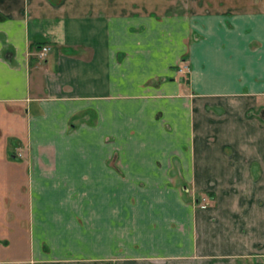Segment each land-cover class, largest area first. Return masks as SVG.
<instances>
[{"label":"crops","instance_id":"crops-1","mask_svg":"<svg viewBox=\"0 0 264 264\" xmlns=\"http://www.w3.org/2000/svg\"><path fill=\"white\" fill-rule=\"evenodd\" d=\"M243 258L264 264V0H0V264Z\"/></svg>","mask_w":264,"mask_h":264},{"label":"rangeland","instance_id":"rangeland-1","mask_svg":"<svg viewBox=\"0 0 264 264\" xmlns=\"http://www.w3.org/2000/svg\"><path fill=\"white\" fill-rule=\"evenodd\" d=\"M185 69V68H184ZM182 75H186V71L185 72H183V73H181ZM198 199H201V197L203 196V197H205L206 199H209V206H211V204H212V198L210 197V195H209V193H207V192H203V193H199L198 195ZM10 252V254H17L18 252H11V251H9ZM248 258H243L242 259V261H241V264H252L251 262H252V260H247ZM246 262V263H245Z\"/></svg>","mask_w":264,"mask_h":264},{"label":"flooded vegetation","instance_id":"flooded-vegetation-1","mask_svg":"<svg viewBox=\"0 0 264 264\" xmlns=\"http://www.w3.org/2000/svg\"><path fill=\"white\" fill-rule=\"evenodd\" d=\"M188 70V67H186L185 66V70L183 71V72H185V71H187ZM182 72V73H183ZM209 199H206L205 197H201V199H198L197 198V204H198V206L200 207V208H206V207H208L209 206Z\"/></svg>","mask_w":264,"mask_h":264},{"label":"built area","instance_id":"built-area-1","mask_svg":"<svg viewBox=\"0 0 264 264\" xmlns=\"http://www.w3.org/2000/svg\"><path fill=\"white\" fill-rule=\"evenodd\" d=\"M47 50H48V47L47 46H43L41 51H40V55H42V56L45 55ZM184 68H180V70L184 71Z\"/></svg>","mask_w":264,"mask_h":264},{"label":"trees","instance_id":"trees-1","mask_svg":"<svg viewBox=\"0 0 264 264\" xmlns=\"http://www.w3.org/2000/svg\"><path fill=\"white\" fill-rule=\"evenodd\" d=\"M184 79V78H183Z\"/></svg>","mask_w":264,"mask_h":264}]
</instances>
